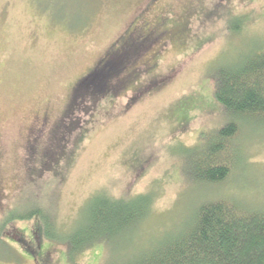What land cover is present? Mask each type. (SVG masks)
I'll return each instance as SVG.
<instances>
[{
  "label": "rangeland",
  "instance_id": "1",
  "mask_svg": "<svg viewBox=\"0 0 264 264\" xmlns=\"http://www.w3.org/2000/svg\"><path fill=\"white\" fill-rule=\"evenodd\" d=\"M134 21L155 33L134 37L111 94L98 102L76 94L111 53L128 49ZM261 50L264 0H0V225L16 218L0 264H136L183 233L207 201L264 211V125L238 120L229 146L240 149L238 167L221 184L196 181L190 158L237 120L215 99L219 68ZM82 96L83 109L70 115ZM101 193L150 195L151 211L71 257L63 237ZM37 208L62 236L28 248L44 222L17 218Z\"/></svg>",
  "mask_w": 264,
  "mask_h": 264
},
{
  "label": "trees",
  "instance_id": "2",
  "mask_svg": "<svg viewBox=\"0 0 264 264\" xmlns=\"http://www.w3.org/2000/svg\"><path fill=\"white\" fill-rule=\"evenodd\" d=\"M127 48L123 47L116 56L104 60L82 79L76 94L83 91L94 102L105 93L111 94L112 81L123 77L132 61L135 50ZM214 95L223 110L237 120L218 131L209 148L190 155L194 179L210 185L223 183L238 167L234 156L240 149H229L241 129L238 120L264 125V50L222 65ZM78 97L71 103L70 115L82 108L84 97ZM152 203L150 195L129 200L113 199L103 193L95 195L85 209V221L63 237L70 256L81 255L96 243L135 227L149 215ZM36 216L44 224L38 223L39 228L28 242V248L34 243L41 247L44 239L53 242L62 236L51 231L50 215L44 209H34L17 219L26 222ZM5 218L0 225V244L4 245V231L16 219L13 216ZM136 264H264V211L247 209L243 203L229 199L207 201L197 208L183 233L164 240Z\"/></svg>",
  "mask_w": 264,
  "mask_h": 264
},
{
  "label": "flooded vegetation",
  "instance_id": "3",
  "mask_svg": "<svg viewBox=\"0 0 264 264\" xmlns=\"http://www.w3.org/2000/svg\"><path fill=\"white\" fill-rule=\"evenodd\" d=\"M146 30L147 29V27H146V25H140V24H138V22L137 21H134V24L133 25H131V27H130V34L132 33L133 35L131 36L130 35V40H126V43H127V46H129L130 48H133L134 47V43L135 44H137V43H139V42H134L133 40H134V37L135 36H137V34H139L140 35V38H145V39H150L151 37H153V34L155 33L153 30H151V29H148L149 31L148 32H153V33H147L146 31H143V30ZM144 32V33H143ZM161 36V35H160ZM145 41V40H144ZM143 41V42H144ZM140 42H142V41H140ZM118 51L116 50V53H117ZM114 56H116V54L115 55H113V53H111L110 54V56L109 57H107L105 60H108V59H110V58H112V57H114Z\"/></svg>",
  "mask_w": 264,
  "mask_h": 264
}]
</instances>
